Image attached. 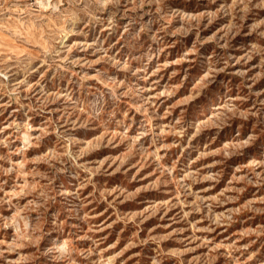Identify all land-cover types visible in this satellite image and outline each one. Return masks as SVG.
<instances>
[{
  "label": "rangeland",
  "instance_id": "374dc122",
  "mask_svg": "<svg viewBox=\"0 0 264 264\" xmlns=\"http://www.w3.org/2000/svg\"><path fill=\"white\" fill-rule=\"evenodd\" d=\"M0 264H264V0H0Z\"/></svg>",
  "mask_w": 264,
  "mask_h": 264
},
{
  "label": "bare ground",
  "instance_id": "6f19581e",
  "mask_svg": "<svg viewBox=\"0 0 264 264\" xmlns=\"http://www.w3.org/2000/svg\"><path fill=\"white\" fill-rule=\"evenodd\" d=\"M41 5V4H40ZM20 20V19H19ZM43 38V37H42ZM46 40V39H45ZM33 64V63H32Z\"/></svg>",
  "mask_w": 264,
  "mask_h": 264
}]
</instances>
